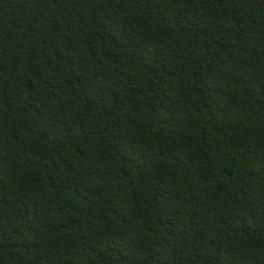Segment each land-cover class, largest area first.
I'll list each match as a JSON object with an SVG mask.
<instances>
[{
  "label": "trees",
  "instance_id": "16d2710c",
  "mask_svg": "<svg viewBox=\"0 0 264 264\" xmlns=\"http://www.w3.org/2000/svg\"><path fill=\"white\" fill-rule=\"evenodd\" d=\"M0 264H264V0H0Z\"/></svg>",
  "mask_w": 264,
  "mask_h": 264
}]
</instances>
